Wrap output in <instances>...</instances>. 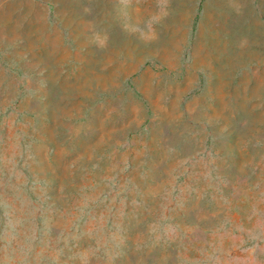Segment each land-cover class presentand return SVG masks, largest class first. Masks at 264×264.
Masks as SVG:
<instances>
[{
  "label": "rangeland",
  "instance_id": "374dc122",
  "mask_svg": "<svg viewBox=\"0 0 264 264\" xmlns=\"http://www.w3.org/2000/svg\"><path fill=\"white\" fill-rule=\"evenodd\" d=\"M6 1L0 264H264V0H235L243 57L192 101L165 76L181 10L145 45L121 25L155 0L62 6L58 21L40 0ZM206 6L223 25L236 13ZM94 18L105 51L90 43Z\"/></svg>",
  "mask_w": 264,
  "mask_h": 264
},
{
  "label": "crops",
  "instance_id": "0c3cea01",
  "mask_svg": "<svg viewBox=\"0 0 264 264\" xmlns=\"http://www.w3.org/2000/svg\"><path fill=\"white\" fill-rule=\"evenodd\" d=\"M88 1L40 0V4L54 6L55 16L59 14L62 6H86ZM177 1L172 0V16H176L181 10L188 18L182 22L166 23L165 28L170 34L166 51L168 59L165 67L166 84L170 89V95L176 96L177 100L192 101L195 99L194 95L209 86L211 79L219 76L221 71L228 74L236 68L233 65L239 53L243 57V49L247 42L245 39L241 44V40L247 37L245 32L240 31V25L244 23V16L243 11L240 16L232 13V18H228L223 25L219 22L216 9L206 6L207 0H188L189 4L183 7H179ZM5 3L6 0H0L1 5ZM209 10H213L212 16ZM231 10L232 7H226L227 14H231ZM55 21H58L56 16ZM250 44H253L252 39ZM221 45L224 47L219 50ZM219 64L222 66L221 70H218Z\"/></svg>",
  "mask_w": 264,
  "mask_h": 264
},
{
  "label": "clouds",
  "instance_id": "9594fccd",
  "mask_svg": "<svg viewBox=\"0 0 264 264\" xmlns=\"http://www.w3.org/2000/svg\"><path fill=\"white\" fill-rule=\"evenodd\" d=\"M121 2L123 3V0ZM171 3L172 0H155V10L147 18L134 21L125 20L121 25L122 31L129 36L137 35L145 45L157 42L160 37V33L157 31L158 26H162L172 15ZM90 4L91 0H89V5L83 7V15L88 16L93 13ZM229 6L235 10L238 16L242 15V5L236 3L235 0H229ZM87 24L88 31L91 33L90 43L101 51L107 50L110 44V33L98 28L96 18L89 20ZM245 39L241 40V44L244 43Z\"/></svg>",
  "mask_w": 264,
  "mask_h": 264
}]
</instances>
